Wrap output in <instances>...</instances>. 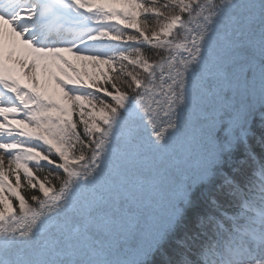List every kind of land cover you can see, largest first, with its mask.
<instances>
[{
	"label": "snow or ice",
	"instance_id": "obj_1",
	"mask_svg": "<svg viewBox=\"0 0 264 264\" xmlns=\"http://www.w3.org/2000/svg\"><path fill=\"white\" fill-rule=\"evenodd\" d=\"M0 264H264V0H0Z\"/></svg>",
	"mask_w": 264,
	"mask_h": 264
},
{
	"label": "trees",
	"instance_id": "obj_2",
	"mask_svg": "<svg viewBox=\"0 0 264 264\" xmlns=\"http://www.w3.org/2000/svg\"><path fill=\"white\" fill-rule=\"evenodd\" d=\"M125 31H130V30H125ZM155 59V57H154ZM94 91V90H93ZM97 95H101V93H97ZM76 116H74V119H75ZM78 130L83 133V126L82 125H78ZM79 147V146H78ZM257 151H259V149H257ZM51 167V166H49ZM48 174V168H45V170L43 172H40V173H36L37 176L39 177H43L45 175ZM14 179V178H13ZM53 183H56L57 184V187L59 186L58 185V182L56 181H53ZM21 192L23 193V195H25V197L29 200V203H31V196L33 194H36V195H40V193L38 192V190H32V189H29L27 187H24L21 189ZM13 202H15V200H13Z\"/></svg>",
	"mask_w": 264,
	"mask_h": 264
},
{
	"label": "rangeland",
	"instance_id": "obj_3",
	"mask_svg": "<svg viewBox=\"0 0 264 264\" xmlns=\"http://www.w3.org/2000/svg\"><path fill=\"white\" fill-rule=\"evenodd\" d=\"M111 23L115 24L114 21L111 22ZM119 26L122 27V25H119ZM130 31H131V30H130ZM67 59H69V60L73 63V65L76 67L77 71H80V72L85 71V69L83 68L81 62H79V61H75L74 58L71 57V56L67 57ZM102 67H103V66H102ZM105 70H106V69H105ZM87 71L91 73V72L93 71V69H92L91 67H88V68H87ZM69 75H74V73H72L71 70H69ZM101 83H103V81H101ZM50 87H51L52 89H55V85H54V84H51ZM58 91H59V90L56 89V92H57V93H58ZM57 98H58V96H57ZM90 110H91L90 107H86L85 112L87 113V112L90 111ZM74 116H76V117H75L76 120H79V116H78V114H76V115H74ZM85 119H87V115H85ZM82 126H83V125H82ZM13 203L15 204L16 201L13 202Z\"/></svg>",
	"mask_w": 264,
	"mask_h": 264
}]
</instances>
